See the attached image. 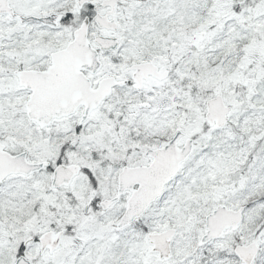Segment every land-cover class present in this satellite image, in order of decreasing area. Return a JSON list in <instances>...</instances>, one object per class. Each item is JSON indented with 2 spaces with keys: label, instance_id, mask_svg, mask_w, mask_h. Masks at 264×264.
<instances>
[{
  "label": "snow or ice",
  "instance_id": "1",
  "mask_svg": "<svg viewBox=\"0 0 264 264\" xmlns=\"http://www.w3.org/2000/svg\"><path fill=\"white\" fill-rule=\"evenodd\" d=\"M0 264H264V0H0Z\"/></svg>",
  "mask_w": 264,
  "mask_h": 264
}]
</instances>
